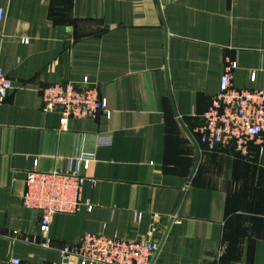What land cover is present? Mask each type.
I'll return each instance as SVG.
<instances>
[{
	"label": "crops",
	"instance_id": "1",
	"mask_svg": "<svg viewBox=\"0 0 264 264\" xmlns=\"http://www.w3.org/2000/svg\"><path fill=\"white\" fill-rule=\"evenodd\" d=\"M0 4V69L13 84L0 103V264L57 263L58 250L87 232L158 241L152 264H264V132L243 154L207 151L194 130L226 58L235 87L264 91V0ZM85 77L110 115L62 127L41 91ZM97 132L111 133V144L95 146ZM79 150L94 155V183L83 184L80 210L53 215L44 236L39 211L21 203L26 173L63 169ZM12 230L35 242H11Z\"/></svg>",
	"mask_w": 264,
	"mask_h": 264
},
{
	"label": "built area",
	"instance_id": "2",
	"mask_svg": "<svg viewBox=\"0 0 264 264\" xmlns=\"http://www.w3.org/2000/svg\"><path fill=\"white\" fill-rule=\"evenodd\" d=\"M37 1L44 3L46 0ZM2 15L0 4V23ZM22 42H27V39H22ZM233 68V61L226 58L218 91L210 97L207 109L200 115V121L194 128L199 142L207 151L225 148L245 154L248 143L260 142L264 132V91L235 87L232 82ZM12 88V80L0 69V103ZM41 100L44 109L60 112L62 127L66 126L70 117L81 118L97 113L106 117L110 115L106 98L99 94L97 85L89 83L87 77L79 83L57 81L48 84L41 91ZM111 142L112 134L109 132L93 134L95 146L110 145ZM93 161V153L79 150L67 157L63 169L39 171L34 168L26 173L21 203L26 208L39 211L38 229L42 235L48 234L53 215L75 214L80 210L83 184L87 180L94 183V179L86 174ZM85 206L87 210L92 208L89 203H85ZM135 218L139 219L140 213H136ZM8 237L11 242H35L18 237L17 230H12ZM159 245L154 240L108 237L87 232L76 243L65 244L58 250L57 263L9 257L7 264H71V259H75V264H152ZM40 246L49 247L48 239L45 238Z\"/></svg>",
	"mask_w": 264,
	"mask_h": 264
},
{
	"label": "water",
	"instance_id": "3",
	"mask_svg": "<svg viewBox=\"0 0 264 264\" xmlns=\"http://www.w3.org/2000/svg\"><path fill=\"white\" fill-rule=\"evenodd\" d=\"M179 121H180V123L182 124V122H181L180 119H179ZM198 159H199V154L197 155V159H196L195 167H196V165H197ZM195 167H194V168H195Z\"/></svg>",
	"mask_w": 264,
	"mask_h": 264
}]
</instances>
